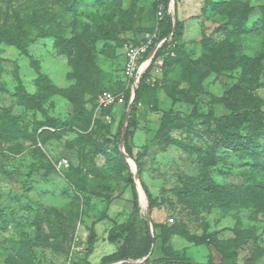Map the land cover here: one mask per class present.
<instances>
[{
    "label": "rangeland",
    "instance_id": "obj_1",
    "mask_svg": "<svg viewBox=\"0 0 264 264\" xmlns=\"http://www.w3.org/2000/svg\"><path fill=\"white\" fill-rule=\"evenodd\" d=\"M172 1L164 8L171 16ZM239 3L242 9L235 11ZM177 4L183 36L174 42L169 38L171 50L153 60V74L146 78L149 94L136 105V124L127 140L134 155L143 153L135 202L128 182L133 166L122 151L121 136L116 135L125 122L127 94H132L131 82L123 74V46L158 34L160 23L167 22L161 19L164 5L157 7L155 0H0V26L33 19L23 27V49L0 40V123L9 121L28 132L37 129L39 136L32 141L0 128V264H86L92 226L97 240L87 261L100 264L116 249L107 240L109 231L129 221L140 234L146 227L152 234L156 222L179 225L202 239L196 244L176 233L166 243L157 239L149 255L151 261L161 260L156 264H222L227 259L235 264H264V212L247 207L208 210L200 208L199 201L182 200L177 194L208 160L216 162L208 168L209 177L226 187L264 176V168L252 156L264 150V133L250 132L247 122L242 125L243 135L254 138L263 147L260 151L244 143L228 146L215 130L217 119L231 111L214 100L241 78L242 68L209 70L201 58L203 41L225 39V28H231L227 23L247 13L245 32L231 42L240 46L239 53L261 56L259 85L249 93L264 113V0H177ZM40 28L60 30L65 39L56 45L54 37L35 38ZM80 29L95 39L92 65L81 77H88L87 89L79 88L67 54L68 39ZM182 53L194 63L187 68L180 62L167 64L168 80L162 82L167 55L178 58ZM15 70L26 92L40 95L43 110L19 102ZM106 90L116 100L99 107L97 94ZM70 95L82 96L90 112L84 131L69 128L76 117ZM240 104L252 102L246 99ZM155 106L157 111L152 110ZM163 111L178 117L180 127L169 133L180 141L178 145L162 146L156 140ZM51 119L62 123V130L44 124ZM260 121L264 131V114ZM80 132L89 134L92 143L79 144ZM141 181L156 201L149 217Z\"/></svg>",
    "mask_w": 264,
    "mask_h": 264
},
{
    "label": "trees",
    "instance_id": "obj_2",
    "mask_svg": "<svg viewBox=\"0 0 264 264\" xmlns=\"http://www.w3.org/2000/svg\"><path fill=\"white\" fill-rule=\"evenodd\" d=\"M169 2L170 0H155L157 7L159 4L164 5L163 9L167 8ZM262 8L264 9V6ZM241 9L242 3H239L236 6L235 11H240ZM165 10L166 9L163 10L164 13L161 19H167V22H162V24L160 23L161 27L158 32L157 40L159 41L163 38L167 39L158 49L157 54L164 50H171L169 47L170 43L168 42V37L171 38L172 42L178 41L182 38L184 32V23L178 18L177 0H175V27H173V19L171 14L166 13ZM246 16L247 13H244V17H241L238 20H234L233 18L227 23V26H231V28H225V39L216 41L212 38H208L203 41L204 53L201 58L207 61L209 70L216 71L232 70L237 67L242 68L243 75L241 76V78L225 92L224 96L214 100V103H224L231 111L228 115H224L217 119L215 130L218 131L222 135V137H225L223 142L228 146L233 145L234 147H237L235 144L240 145L244 143L245 146H251L253 149L261 151L262 149L260 148L263 147L259 146V144L254 141V138H250L249 136L247 137V135H243L242 133V125L245 122L250 124L248 127L250 132L254 130L258 134L264 133L263 123L260 121V117L264 113L260 109V103H258V99H256V97L249 93L259 85L258 69L260 67L261 56L259 55L255 57L239 53L240 46L234 45L231 42V38H236L239 36V34L245 32V29H243V27L246 21ZM32 22V18H27L18 22L16 25L0 26V40L7 44L14 45L20 49H23V27L25 26V24L31 25ZM34 37H54L56 45H59L65 39L64 34L60 30L44 28H40V30H37ZM68 41L71 47V51L67 54L69 56V64L72 67V74L76 82H79V88L87 89L86 85L88 83V77H81L87 76V73L85 72L92 65V62L90 60V51L95 39L87 30L80 29L75 31L68 39ZM167 59L169 60V62L167 61L166 65H164L162 80V82L165 81V83L168 80V72L166 68L167 64L172 65L180 62L182 66L187 68L189 65L194 63L192 59H190L183 53L181 57L178 58L171 57V55L168 54ZM148 74L149 70L140 77L138 86L135 90V97L127 122V128L123 142L125 152L130 158L135 161L139 171L141 170V159L143 157V153L138 152L136 155H134L132 147L127 142V140L129 138L130 128L134 127L136 124V105L139 102L143 101L145 94H149L148 91L145 92V90L149 88L146 81ZM189 77L187 79L193 82L194 77ZM14 78L18 82V87H16V94L19 102L23 103L26 107L43 110L40 95L30 94L26 92L17 73V70L14 71ZM170 96L173 97L174 95L170 94ZM233 97L240 98H238L237 101L234 102L232 99ZM129 99L130 95L128 93L127 100ZM246 99L250 100V102H252V105L240 104ZM70 100L73 102L74 109L76 111V117L71 118L69 122L71 126L69 128L70 130L71 128L73 130V126H76L78 127V129L84 131L90 124V112L85 109L84 99L82 96L75 97L70 95ZM147 100L150 102L149 99ZM253 101H257L256 104H253ZM153 103L156 104V101H153ZM152 110L157 111V107L155 106ZM177 118L178 117L174 116L170 111L162 112L160 126L156 133V140L160 145L165 146L166 144L170 143L178 145V143L180 142L177 139H173L172 137H170L169 134L171 130L180 127V123L179 121H177ZM44 124L50 125V127L60 130H62V127L64 126L62 123L55 119H51L50 122H46ZM123 127L124 123L121 122L116 133L118 139L122 135ZM0 128H3L4 131L9 132L15 136L28 138L32 141H36L39 137L37 135V129L33 130L32 132L22 131L17 126L13 127V125L9 121H1ZM78 135L79 144H83L84 146L87 143H92L91 136L89 134L80 132ZM262 155H264V150L261 154L256 153V151L252 153L257 166H261L264 168V157H262ZM215 163V161L209 160L203 162V165L199 169V173L197 175L190 176V180L184 182L183 189L181 191H177L179 197L182 200L191 202L199 201L200 208L208 210L213 207H216L222 211H227L236 207H247L253 208L255 212H264V176L254 177L250 182H247L245 184L229 185L226 187L225 185L216 183L211 179V177H209L208 168L215 165ZM128 182L131 186L132 197L136 202V184L132 174L129 175ZM141 185L148 197L149 208L151 210L156 204V201L151 197L150 192L143 181H141ZM208 189L211 190L209 194ZM152 227V234L150 233L148 227L145 228L144 233L140 234L135 223L132 221L122 223L118 227H113L107 235V240L111 243L116 244V249L112 253L104 255L101 258L100 264H113L120 261V264H127V260H141L145 256L149 255L150 252H153L154 244L157 239L160 238L162 243H166L169 236L174 233L179 234L186 240L194 242L196 244L201 243L202 240L198 236L189 233L185 230L184 227H181L179 225L170 226L152 222ZM96 240L97 236L92 226L89 233L88 246L85 249L84 262H86V264H88L87 258L93 252V247ZM214 241L217 242V240ZM170 252L171 250H169V253ZM229 260L230 259H227L222 264H235L234 262ZM156 261L159 262L161 260L157 259L151 261L150 256H148V258L145 259L142 264H156Z\"/></svg>",
    "mask_w": 264,
    "mask_h": 264
},
{
    "label": "built area",
    "instance_id": "obj_3",
    "mask_svg": "<svg viewBox=\"0 0 264 264\" xmlns=\"http://www.w3.org/2000/svg\"><path fill=\"white\" fill-rule=\"evenodd\" d=\"M157 39V33H153L152 35L147 34L140 41L127 42L123 46V74L131 82L130 89L132 94L134 89L136 90L140 77L144 73L149 70V74H153V60L157 56L158 49L167 38L159 41ZM115 100V94L108 90L99 93L96 99L99 107L111 106Z\"/></svg>",
    "mask_w": 264,
    "mask_h": 264
},
{
    "label": "water",
    "instance_id": "obj_4",
    "mask_svg": "<svg viewBox=\"0 0 264 264\" xmlns=\"http://www.w3.org/2000/svg\"><path fill=\"white\" fill-rule=\"evenodd\" d=\"M171 7H172L173 27H175L176 14H175V2H174V0L171 3ZM134 97H135V89H134L133 94L130 97L129 104H128V107H127V110H126V118H125V122H124V127L122 129L121 143H120V145H122V146H123V142H124V135H125V132H126L127 122H128L129 116H130V112H131V108H132V104H133ZM122 151L124 152V154L126 155V157L131 160V163H132V166H133L132 167L133 178H134L135 183L138 181V183L140 184V182H139V174H138V169H137L136 163L127 155V153L125 152V150L123 148H122ZM142 192L144 193L145 191L142 189ZM145 199H146L147 215L149 217V202H148V198L146 196H145ZM148 222L150 223V220L149 219H148ZM150 253H149V255H150ZM149 255L145 256L141 260H127V261H135L137 263H143L145 261V259L148 258ZM118 263H121V261L118 262Z\"/></svg>",
    "mask_w": 264,
    "mask_h": 264
}]
</instances>
